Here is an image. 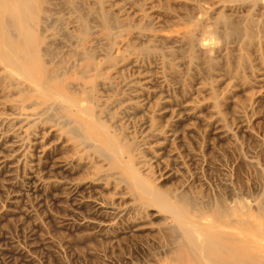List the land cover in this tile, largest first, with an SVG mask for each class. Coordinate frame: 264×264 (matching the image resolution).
I'll list each match as a JSON object with an SVG mask.
<instances>
[{"label":"rangeland","instance_id":"374dc122","mask_svg":"<svg viewBox=\"0 0 264 264\" xmlns=\"http://www.w3.org/2000/svg\"><path fill=\"white\" fill-rule=\"evenodd\" d=\"M49 1L67 99L0 66V264H205L199 232L263 249L262 0Z\"/></svg>","mask_w":264,"mask_h":264},{"label":"bare ground","instance_id":"6f19581e","mask_svg":"<svg viewBox=\"0 0 264 264\" xmlns=\"http://www.w3.org/2000/svg\"><path fill=\"white\" fill-rule=\"evenodd\" d=\"M43 4H50V1L0 0V66L7 75L12 76L18 83L31 84L40 93L44 88H51L55 91L56 96L58 95L66 100L67 95L64 90L66 86L63 80L59 76L48 75L45 63L41 59V50L43 49L40 50V37L37 34V20L41 18H39V12L35 8ZM261 4L264 5V0ZM10 28L14 29V35L11 34ZM199 46L204 47L202 43ZM60 97L58 98L61 101ZM70 103L71 106H75L73 102L70 101ZM89 120V123H92L97 127V130L101 131L100 124L98 125L95 119L90 118ZM108 138L106 140H109ZM110 140L107 145L113 151H117L114 149V140H112L113 142ZM136 176L132 177L135 187L146 194L149 200L159 209L163 207V210L172 213L170 209H173V207L162 204L163 201L160 200L156 190L149 189ZM173 217L182 230L188 234L189 231L182 225L179 217L177 215H173ZM223 234L222 232H215L214 234L199 232L197 237L188 234L186 243L193 251H197L204 261H207L205 264H218L216 260L220 259L219 264H264V248L260 250L249 249L250 253H248L246 252V246H249V244L245 246L246 243L243 244L239 239L227 237ZM223 257L227 260L223 261ZM194 264L197 263L194 262Z\"/></svg>","mask_w":264,"mask_h":264}]
</instances>
